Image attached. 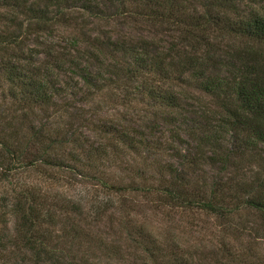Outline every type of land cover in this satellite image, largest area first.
<instances>
[{
	"label": "trees",
	"instance_id": "obj_1",
	"mask_svg": "<svg viewBox=\"0 0 264 264\" xmlns=\"http://www.w3.org/2000/svg\"><path fill=\"white\" fill-rule=\"evenodd\" d=\"M57 26L76 32L65 47L50 40ZM127 27L136 33H115ZM194 92L211 100L210 112L190 103ZM225 134L237 147L223 144ZM67 171L86 180L74 200L59 189L40 197L24 177L36 173L52 190L68 184L59 175ZM3 190L0 218L20 216L15 251L35 264H69L44 230L69 205L79 215L90 205L89 218L126 214L120 225L142 264H189L178 242L162 247L134 222L144 206L213 219V264H264V3L0 0Z\"/></svg>",
	"mask_w": 264,
	"mask_h": 264
},
{
	"label": "rangeland",
	"instance_id": "obj_2",
	"mask_svg": "<svg viewBox=\"0 0 264 264\" xmlns=\"http://www.w3.org/2000/svg\"><path fill=\"white\" fill-rule=\"evenodd\" d=\"M235 5L237 4L240 7V10H246L247 7L251 6V3L258 2L264 3V0H232ZM235 7H231L234 9ZM231 11V10H230ZM229 15L232 16V13L229 12ZM103 31L105 33L114 32L112 27L108 26L107 22H101ZM62 27H56L54 35L56 44L65 47L66 39L72 40L70 37L75 32V30L69 31L70 34L59 32ZM128 32L136 33L134 29H116L115 33H120L122 35H127ZM76 33V32H75ZM88 35L95 36V31H87ZM149 30H142V34L148 35ZM60 37L57 39V37ZM64 39V40H63ZM83 42V38H81ZM31 46V44H30ZM31 48V47H29ZM190 101L199 112L208 113L209 108L207 107L211 102L210 99L202 95H198L196 92L190 97ZM200 113V115H201ZM202 118L211 117L213 119V124L218 125V118H215L213 114L201 115ZM93 136L92 134H89ZM223 136L224 145H232L237 147L236 141L233 138L228 137V134ZM237 151V150H236ZM241 152V151H240ZM60 178H65L66 184L55 183L52 186V190L49 189L46 184H44L40 175L36 173H26L24 177L28 178V183L33 187L37 188L42 195L47 191H51L53 194L59 193L61 190L62 194L73 199V197H78L81 191L85 188L83 183L86 182L84 179H80L79 176H76L75 173L70 171L62 172L59 174ZM60 187V188H59ZM47 188V191L46 189ZM59 189V190H58ZM97 190H101V187ZM8 192L0 191L1 196L6 195ZM104 202H107L105 194L102 195ZM79 198V197H78ZM74 200V199H73ZM79 199H77L78 201ZM31 201L28 200L26 207L31 205ZM69 205V213H64L62 216H58L50 224V226H45L44 230L53 235V244L58 245L59 251L65 256V262L69 264H142L145 263V258L141 253L138 252V249L130 243L128 236L130 230L127 233L125 226L120 224L126 222L124 217L126 214H123L121 211H113L112 215L107 216H97L95 218H89L91 213L90 205H87V210L85 214L79 215L78 212L74 213L72 207ZM138 211L134 215V222L137 225H148L158 237L159 244H162V247L169 248L173 241L179 243L181 250L188 253V262L189 264H213L215 259H220L217 251L216 238L218 237V231L213 219L205 217L206 215L192 214L182 216L177 215L175 218L167 217L169 210L164 209L160 212L152 211L148 206L137 207ZM89 212V215H88ZM86 217V218H85ZM113 217V225L111 218ZM170 219V220H169ZM135 220H139L137 223ZM133 222V223H134ZM23 221L20 216L15 212L7 210L6 214L0 218V238L2 240V246L6 247V251L0 249V264H35V257L28 250H21L17 252L15 244L19 243V237L22 235V231L25 229L21 228ZM72 225L76 226V236L67 235L70 234V231L73 232L70 228ZM111 226L113 228H111ZM42 228V227H41ZM43 229V228H42ZM70 230V231H69ZM180 238V239H179ZM259 247L260 252L264 251V243ZM111 247L117 248L115 252H112ZM22 248V245H20ZM12 252V253H11ZM258 252V253H260ZM14 253V255H13ZM161 262L166 263V258L159 257ZM142 262V263H141ZM42 264V263H41ZM53 264V263H46Z\"/></svg>",
	"mask_w": 264,
	"mask_h": 264
}]
</instances>
